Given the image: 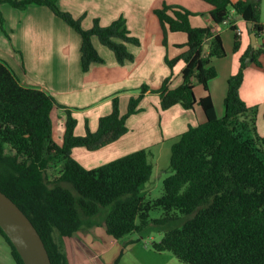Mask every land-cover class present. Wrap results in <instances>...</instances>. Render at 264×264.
<instances>
[{
	"label": "trees",
	"instance_id": "obj_1",
	"mask_svg": "<svg viewBox=\"0 0 264 264\" xmlns=\"http://www.w3.org/2000/svg\"><path fill=\"white\" fill-rule=\"evenodd\" d=\"M204 1L211 5L208 15L213 24L202 27L191 25L193 13L183 6L164 3L155 8L164 46L169 31L187 36L183 53L164 56L169 76L157 89L142 84L122 115L114 96L111 111L99 118L97 129L85 127L83 135L74 134L76 121L63 106L66 120L61 144L52 138L50 113L57 105L53 97L23 85L0 60V190L31 220L51 264H68L64 239L97 227L116 240L131 233L144 237L161 232L153 249L171 251L186 264H264V134L256 128L258 107L248 106L239 95L245 67L248 63L262 66L264 57L259 0ZM7 2L19 9L46 6L79 33L83 71L104 61L93 38L112 52L117 63L133 60L127 46L138 45L139 39L129 32L123 16L104 26L95 19L84 29L80 19L61 10L56 0H0V4ZM231 10L253 23L259 44L240 55L237 72L227 79L224 111L219 117L209 81L217 76L212 59L225 55L217 27L226 24L234 31L233 51L240 45ZM206 40L209 43L203 53ZM179 60L184 62L182 82L169 87ZM195 82L205 91L198 100ZM146 92L157 94L161 110L176 104L192 110L198 104L206 117L174 138L169 159L172 174L163 179V194L149 200L141 189L153 174L150 149L135 150L90 169L71 155L75 147L96 150L125 134L126 119L141 111L139 103ZM55 164L58 171L49 176L48 169ZM155 210H162L160 216L150 218ZM0 235L10 247L14 264H24L1 228Z\"/></svg>",
	"mask_w": 264,
	"mask_h": 264
},
{
	"label": "crops",
	"instance_id": "obj_2",
	"mask_svg": "<svg viewBox=\"0 0 264 264\" xmlns=\"http://www.w3.org/2000/svg\"><path fill=\"white\" fill-rule=\"evenodd\" d=\"M233 3L238 0H231ZM58 7L73 18L80 19L81 26L88 29L97 19L104 26L123 16L129 32L139 39L138 45H128L133 55L132 61L119 64L112 52L101 45L96 38L93 42L104 61L92 63L88 70L81 68L79 45L81 36L72 27L42 5H29L25 9L7 8L0 4V60L5 61L15 72L21 83L27 87L44 90L56 99L50 116L52 138L62 143L65 128V108L70 110L76 124L75 135H83L85 127L90 131L97 129L98 120L108 114L112 107V98H118L119 113L126 112L128 101L136 96L142 84L155 89L169 76L170 69L164 62V56L172 58L183 53L187 36L183 32L169 31L167 45L162 43V29L153 10L162 4L180 5L190 10V23L194 27L212 25L208 12L211 5L204 0H56ZM260 22L264 24V0H259ZM233 24L240 37L237 51H233L234 31L229 25L217 27L225 55L213 58L217 76L211 81L209 91L213 99L217 116L223 115V100L227 90V79L237 72L239 57L248 47L252 49L249 23L231 10ZM227 22V21H226ZM224 22V23H226ZM252 23V22H251ZM224 28H221L223 27ZM253 27V24H252ZM255 34V33H254ZM261 34V38L263 37ZM256 47L259 38L255 36ZM252 50L249 51L251 53ZM262 66L248 63L244 69L243 82L239 89L241 99L248 105H256L258 117L264 115V57ZM184 62L179 60L173 67V76L169 87L182 82L181 70ZM195 97L198 100L205 94L203 87L194 84ZM60 106V107H59ZM65 108H64V107ZM141 111L127 117V131L116 141L96 150L75 147L71 155L85 168H94L107 163L110 154L118 158L135 150L157 147L160 152L163 145L184 132L189 126H195L206 120L198 104L187 110L176 104L161 110L156 93L146 92L139 103ZM264 119V118H263ZM264 122V121H263ZM257 131L264 134V123L257 124ZM112 159V160H113ZM153 165V171H154ZM96 229L84 236L77 234L63 240L68 264H80V254L88 252V242L95 240ZM105 237V235L103 236ZM133 241V240H131ZM10 254V252H9ZM96 259V258H95Z\"/></svg>",
	"mask_w": 264,
	"mask_h": 264
},
{
	"label": "rangeland",
	"instance_id": "obj_3",
	"mask_svg": "<svg viewBox=\"0 0 264 264\" xmlns=\"http://www.w3.org/2000/svg\"><path fill=\"white\" fill-rule=\"evenodd\" d=\"M6 4L9 10L11 8L18 13V11L14 9L15 7L12 8L13 6L11 7L8 3ZM221 28H224V25ZM212 80L209 81V85L211 84ZM53 99L56 101L54 97ZM54 106L57 107L56 104ZM258 116L259 115L257 113L256 126L259 123H264V119L261 118L263 121H260ZM171 144L172 141L166 142V144L162 146L160 152L157 150V147H154L151 150L153 155L152 162L155 168L150 181H148L141 189V194L144 196L145 200L154 199L156 197H160L163 194V179L172 174L169 165ZM258 147L262 148L260 145H258ZM114 155L110 154L107 159L110 158V161H112V157ZM262 157L264 158V149ZM103 164H105V162ZM103 164L101 163V165ZM57 171L58 164H55L48 169V174L49 176H53ZM161 212L162 210L152 211L150 213V218L159 217ZM97 228L96 235H93V237L95 236L96 239L94 241L90 240L88 242V248L94 250L96 254H89L88 252H83L80 254L78 251H75L76 257L80 256L82 258V260H78L80 264H186L181 262L171 251H155V249H153L152 243L154 241L160 240L162 237L161 232L153 231L144 237L137 233H131L129 235H125L121 239L116 240L111 235H108L103 227ZM88 232L91 233L93 230L90 229L88 231H82L80 234L84 236ZM104 235L105 237H103ZM131 240H133V242ZM9 252V245L0 235V264H14Z\"/></svg>",
	"mask_w": 264,
	"mask_h": 264
},
{
	"label": "water",
	"instance_id": "obj_4",
	"mask_svg": "<svg viewBox=\"0 0 264 264\" xmlns=\"http://www.w3.org/2000/svg\"><path fill=\"white\" fill-rule=\"evenodd\" d=\"M249 23V28L252 29ZM253 48L255 34L251 33ZM206 40L203 53L208 47ZM0 228L10 239L24 264H51L44 242L28 216L4 192L0 190Z\"/></svg>",
	"mask_w": 264,
	"mask_h": 264
}]
</instances>
